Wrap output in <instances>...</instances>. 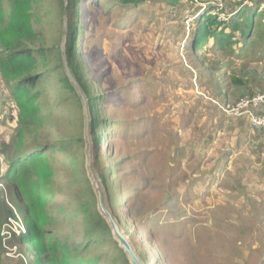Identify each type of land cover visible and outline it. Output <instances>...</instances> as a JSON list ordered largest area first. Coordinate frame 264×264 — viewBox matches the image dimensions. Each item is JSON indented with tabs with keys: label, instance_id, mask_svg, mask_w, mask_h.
<instances>
[{
	"label": "rangeland",
	"instance_id": "rangeland-1",
	"mask_svg": "<svg viewBox=\"0 0 264 264\" xmlns=\"http://www.w3.org/2000/svg\"><path fill=\"white\" fill-rule=\"evenodd\" d=\"M43 5L51 22L38 25L68 37L59 0ZM237 7L264 23V0H78L76 57L104 120L100 165L113 171L107 203L142 262L264 264V129L253 126L250 105L236 108L264 93V44L243 57L236 32L235 53L211 38L193 47L202 13L228 20L218 29L229 32ZM11 93L0 74V171L13 152L44 142L51 172L11 188L21 203L32 192L30 218L45 247L34 246L19 213L18 238H5L0 264H131L89 176V161L98 173L86 96L44 82L36 125L20 130Z\"/></svg>",
	"mask_w": 264,
	"mask_h": 264
},
{
	"label": "trees",
	"instance_id": "trees-1",
	"mask_svg": "<svg viewBox=\"0 0 264 264\" xmlns=\"http://www.w3.org/2000/svg\"><path fill=\"white\" fill-rule=\"evenodd\" d=\"M143 1L119 0L122 4L134 5H138ZM179 1L169 0L173 4ZM77 3L78 0H68L67 14L69 23L67 27L68 37H66L65 55L72 74L88 100L89 111L92 116L90 132L94 146L96 147L94 156L95 168L106 189L107 200L109 201V191L114 185L112 178L113 171L112 167H107L103 170L100 165L101 157L98 151L100 141L103 138L101 131L104 125H101V123L104 120L99 116V113L97 114L96 110L94 111L96 105V102H94L95 97L92 96L89 83L83 77L82 64L77 61L76 57L77 42L75 37L79 26L76 21L78 13ZM43 6V0H0V74L5 82L8 85L10 84L13 89L11 100L17 109L15 123L20 130H27L36 125L32 105L42 95L44 82L55 80L57 85L74 92L78 96L76 88L65 69L62 47L64 37L62 31L59 30V36H53L49 35L44 27L38 25L41 23L47 25L51 22L50 15H43ZM53 9L55 10V8ZM65 9L66 0H59V11H61L60 25L62 26L63 24V28ZM256 15V11L251 12L247 11V8L237 7L236 12L232 15L235 16L232 18V23L228 25L229 32H226L225 29L219 30L218 28L221 24L229 23L228 20H221L216 14L202 13L199 16L200 19L198 20L194 34L193 47L196 48L205 45L211 38L213 40V47L235 53V34L239 32L243 45L241 47V56L255 55V46L258 43H261V45L264 44V23L262 21L256 22ZM34 20L40 22L33 23L32 21ZM260 50L264 51V46ZM234 81H238L239 83L243 82L240 79H234ZM37 84V89H32V86L34 87ZM47 95L48 92L44 91V96ZM256 111L259 114L264 113V108ZM48 144L36 142L27 148L22 147V149L13 152L12 155H9L8 159L5 158L7 160V167L2 176V182L4 181L3 187L0 188V260L1 254L4 251L3 243H5L4 240L8 236V234H4V230L6 228V230H12L8 227L10 220H18L20 215H23L25 222L28 224L29 234H32L31 239L35 241L34 246L38 247L39 250L45 247L39 238L35 223L30 218L31 208L36 201L31 195L32 192L29 198L26 199L27 203H21L19 202L17 194L11 188L14 187L17 189L18 183H15V180L19 181L24 179V184H26L25 180H27L32 185L38 180L39 175L41 176L44 173L49 174L51 172L50 166H44V163H42L45 158L44 155L47 152L46 147L49 146ZM59 148L61 150L65 149L62 146H59ZM1 149L3 150L2 144ZM31 162H34V164L28 167ZM68 168L71 169L68 166L67 170ZM5 186L11 192L8 193L5 189L3 190ZM113 214L117 218L114 211ZM97 221L102 222L101 218H98ZM10 233L11 238L9 240L18 238L14 231H10ZM25 235L29 236L28 233ZM138 255L140 258L143 257L141 252H138ZM38 261L40 263L41 260L38 259ZM143 262L144 264H148L146 260H143Z\"/></svg>",
	"mask_w": 264,
	"mask_h": 264
},
{
	"label": "water",
	"instance_id": "water-1",
	"mask_svg": "<svg viewBox=\"0 0 264 264\" xmlns=\"http://www.w3.org/2000/svg\"><path fill=\"white\" fill-rule=\"evenodd\" d=\"M66 16H67V2H66V9H65V17ZM66 36H67V34H66V30H65V36H64V40H63V54H64V59H65L64 60L65 61V69H66V72L69 75L71 81L73 82L76 90L80 94V96L82 98H85L80 86L77 84V81H76L74 75L72 74L71 69L69 68V65H68V62L66 59V55H65ZM90 124H91V122H89V124H88L89 127H90ZM88 172L90 174L89 176L91 178V181H92V184L94 187V191L97 195L99 210H100L101 214L104 216V218L106 219L109 227L111 228L113 236L115 237V239L119 243V246L124 250V252L128 256V259H129L131 264H144L141 261V259L138 257V255L136 254V252L133 249L130 241L124 235L117 219L115 218L112 211L110 210L108 203H107L106 192H105V188H104V185L102 183V180L99 177V175L95 173V171L93 169V163L91 164L90 161L88 164Z\"/></svg>",
	"mask_w": 264,
	"mask_h": 264
},
{
	"label": "built area",
	"instance_id": "built-area-1",
	"mask_svg": "<svg viewBox=\"0 0 264 264\" xmlns=\"http://www.w3.org/2000/svg\"><path fill=\"white\" fill-rule=\"evenodd\" d=\"M240 100H242V99H240ZM249 105L251 108H250V110H248V115L250 114V119H251L253 126L256 128L264 129V113L258 114L255 112L258 109L264 108V93L254 95L251 98H243V100L241 102L237 103L236 108L237 109L239 107H245L246 108ZM0 160H2V157H0ZM2 176H3V173L1 170L0 171V188L3 187ZM12 220H16V219H11L10 224H8V227L11 228L12 230H4V234H8L7 238H9V239L11 238L10 231H14L15 233L18 232V230H15V229H13V227H11ZM18 220H20V218Z\"/></svg>",
	"mask_w": 264,
	"mask_h": 264
}]
</instances>
